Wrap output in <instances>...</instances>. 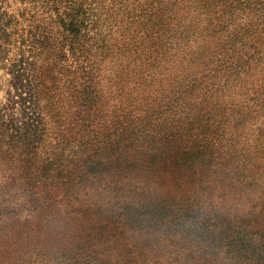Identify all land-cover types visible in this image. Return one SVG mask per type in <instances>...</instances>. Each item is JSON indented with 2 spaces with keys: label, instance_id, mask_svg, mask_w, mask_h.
Here are the masks:
<instances>
[{
  "label": "rangeland",
  "instance_id": "obj_1",
  "mask_svg": "<svg viewBox=\"0 0 264 264\" xmlns=\"http://www.w3.org/2000/svg\"><path fill=\"white\" fill-rule=\"evenodd\" d=\"M199 3L0 0V264H264V223L246 212L264 203V0H225L217 13ZM138 105L172 128L177 183L136 201L140 211L93 212L97 197L118 209L120 186L159 170L109 167L140 144L121 130ZM97 140L106 154L87 161ZM225 157L258 186L222 197L238 207L227 240H243L195 246L193 223L162 193L217 184ZM96 160L107 175L85 184L80 167Z\"/></svg>",
  "mask_w": 264,
  "mask_h": 264
},
{
  "label": "trees",
  "instance_id": "obj_2",
  "mask_svg": "<svg viewBox=\"0 0 264 264\" xmlns=\"http://www.w3.org/2000/svg\"><path fill=\"white\" fill-rule=\"evenodd\" d=\"M224 4H226L225 0H200L199 6L203 8L209 7L210 9H214V11L217 13L219 10H226L225 8L227 7H225ZM66 16L60 19L59 25L63 24V26H68L73 23V20L69 19V14ZM132 109H138L139 120L135 122L132 121L133 119L129 118V120L126 122V125H124L125 127L121 128V130L124 132L129 131V133L130 131L138 133L140 144L135 147L132 145V143L127 142L125 145V151H127V153L122 154L120 162L117 161L112 163L109 167L115 166L116 172H119L120 167H122V170L125 167L127 170L130 167H133L134 171L135 169H142L144 165L152 167L158 166L159 170H143L145 172L144 178L136 180L135 185H132L131 189L130 187L127 189V187L125 188L120 186L118 188L120 191L117 190V193H119V198H122V200L120 201V206L118 209H111V211H109L104 205L99 203V198L97 197L98 201L95 203L96 207L92 209L93 212L99 211L102 214H108V212L113 213L114 210H119V213H124L126 210L140 211L143 209V207H140L141 204H138L136 201L141 202L148 195L150 196L152 192L153 196H158L161 194L157 192L158 189H161V184L163 186H167L169 184L172 185L173 183H177L176 177L179 173V167H181L182 164H180L181 162H178L179 160L181 161V158H179L178 161L173 160V158L179 154V151L176 150L175 147L167 144L170 142L169 137L172 134V128L169 126L167 131L165 122L161 121V124L156 123V120L153 119L156 115V109L152 106L138 105L137 108L133 107L127 110V115L132 114ZM157 128H160V133H158V136H155L153 129L156 130ZM96 142L97 143L93 148H87L89 151L88 155H86L87 161H89V156L98 157L106 154L105 151H101V143L98 142V140ZM155 147H157L158 151L155 154L150 153V151ZM225 158L227 159L223 160V163L227 166V170H225L227 172L224 173V175H218L216 177L215 183L217 184L208 182L203 186L202 189H196L194 185H191L189 189H185L184 191H181L180 188H177L176 191H172L168 187L169 191H163L162 193L166 196L169 195L171 201L177 202V204L174 205L175 208H170L173 212H176L184 219L185 222L191 224L193 223V225H190V227L187 229L201 238L197 240L195 246H197V244L200 242H217L222 245L226 244L227 242L228 244H240V242L243 240L241 237L236 238L238 241L235 242L227 240L228 237L226 234L233 226L232 224L235 223L232 221V218H236L238 207L232 208L228 206L227 203L222 200V197L230 196V194L234 195L235 193H233V191L239 192L240 195L244 192L246 194L248 193L247 191H255L258 186L254 183V181H250V179L246 181L244 172L241 171L237 166H234L235 164L233 163V160L230 159V157ZM87 165L88 164L86 162H83L79 171V174H82V177L84 178L85 184H92L94 180L98 181L105 179L104 175H107L105 172L108 171L103 163L96 160L89 166ZM221 165H223L222 162ZM228 170H230V172ZM125 173H127V171ZM194 177L195 180H197L198 176L194 175ZM119 178L120 177L116 178L117 182L120 180ZM156 186L157 191L154 190ZM95 192L99 195V191L96 190ZM245 194H242L243 198L245 197ZM257 196H260V193H258ZM259 203V201L255 202V204L251 206V209L246 212H248L249 215H254L255 220L258 221V219H260L264 223V203H261L263 205H260ZM154 204L161 203L155 202ZM161 207L166 208V206L162 205L157 206L156 209ZM76 208L73 211L78 213L81 208ZM258 208H260L262 212H258ZM169 211L170 210H167V212L164 213L167 214ZM243 223L245 222L242 221V224ZM32 238L33 237L30 236L25 237L27 242L33 243L30 245L31 247L36 245ZM20 240L21 237L18 239V241ZM263 242L264 240H260L255 244V246L264 253ZM58 251L67 252L68 249L66 250V247L58 246L54 252ZM84 256L86 257V260L90 262L98 261L97 258H93V253L91 251L85 252Z\"/></svg>",
  "mask_w": 264,
  "mask_h": 264
}]
</instances>
